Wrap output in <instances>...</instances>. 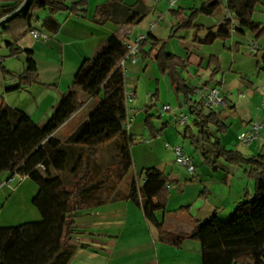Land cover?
<instances>
[{"label": "trees", "instance_id": "obj_1", "mask_svg": "<svg viewBox=\"0 0 264 264\" xmlns=\"http://www.w3.org/2000/svg\"><path fill=\"white\" fill-rule=\"evenodd\" d=\"M25 1L0 0V19L12 16L0 25L1 33L13 38V42L5 43L6 49L10 57H26L25 71L7 92L24 90L33 83L38 72L34 51L17 45L34 31V21L39 18L37 13L49 12L41 28L56 33L61 27L56 19L58 14L86 15L89 6V0H31L15 14ZM124 2L108 0L96 9L94 22L105 25L112 17L113 6ZM223 4V0L203 3L199 9L192 10L184 22H179L177 32L194 31V41L201 45H212L217 40L226 42L234 32L243 35L250 31L256 41L264 37V27L253 20L258 0H245L237 8L229 1L235 26L225 19L216 32L209 29L208 35L200 39L197 35L204 28L195 26V20L200 15L216 16ZM171 14L181 17L185 12ZM143 21L144 17L134 13L126 23L134 26ZM148 45L151 46L149 53L156 52L160 74L168 77L174 93L184 98L193 117L184 139L214 172L224 169L218 164L220 160L233 166H249L251 169L246 171V176L255 183L254 193L245 194L226 222L221 221L215 211L208 220L197 221L192 232L174 233L157 218V213L167 211L171 199L170 187L175 182L169 176L148 167L132 178L127 191L121 192V186L134 168L132 150L136 144L128 131L127 78L120 66L128 47L117 36H112L93 58L86 59L80 66L72 89L45 127H37L25 112L7 105L0 95V187L4 173L28 177L38 187L32 205L42 218L36 223L0 228V264H70L77 251L74 242L80 215L118 201H130L141 209L146 221L157 230L160 243L175 248H181L187 241L200 243L202 264H264V155L246 157L225 148L217 136L226 134L229 126L220 118V113L205 110L198 100L193 103L199 90L189 88L180 74L189 68V62L168 52L167 43L151 34L142 43V51ZM2 63L0 72L6 77L10 73ZM209 65H215V74L220 73L217 59L212 58ZM80 89L98 105L63 143L55 137L56 132L87 104L88 99H83ZM158 101L157 91L152 97L153 106L145 108V127L153 140L160 138L168 127L167 123L159 129L156 126L157 118L152 112ZM109 149L114 152L105 160L104 154Z\"/></svg>", "mask_w": 264, "mask_h": 264}, {"label": "crops", "instance_id": "obj_2", "mask_svg": "<svg viewBox=\"0 0 264 264\" xmlns=\"http://www.w3.org/2000/svg\"><path fill=\"white\" fill-rule=\"evenodd\" d=\"M107 1L89 0L86 15L60 13L56 16L61 24L58 32L53 33L41 28L40 32L45 38L35 39L30 32L31 40L24 38L18 42L17 45L22 49L34 51L38 72L33 83L24 90L7 92V88L18 83V77L26 69V57L19 56L23 58L21 73L11 75L9 71L11 78L2 77L0 80V95L4 97L7 105L25 112L37 127H45L63 97L72 89L77 71L86 59L93 58L112 36H117L122 43L129 44L139 35L146 33L161 42H166L168 52L189 62V68L180 71L189 88L195 92L207 87H219L222 90L227 107L222 109L219 115L229 126L226 134L217 136L223 146L238 151L246 157L264 155V37L256 41L250 31H245L243 35L234 32L231 39L226 42L217 40L212 45H201L194 41V31L177 32L180 21L184 22L192 10L199 9L203 3L210 0H125L123 5L113 6L112 17L105 25H99L93 19L95 11ZM229 1L236 8L245 2V0H223V7L216 16L200 15L194 22L195 26L204 28L197 35L200 39L208 35L209 29L216 32L227 15L234 14L229 7ZM173 11H184L185 14L181 17L173 16L171 14ZM134 13L144 17V21L140 25L129 26L126 22ZM40 16L44 20L49 16V12L40 13ZM253 20L264 27V0H258ZM150 25L155 27L151 30ZM0 34H2L1 26ZM1 37L3 43L13 42L11 35H1ZM254 43L258 45L257 54L252 52ZM150 50L151 46L148 45L137 65H127L125 68L128 76L127 86L135 92L134 101L128 104V131L134 136L136 144L132 150L133 160L136 148L142 149L138 152L140 172L137 175L142 174L145 168L155 167L175 182L170 187L172 195L167 211L157 213L158 220L167 230L174 233L192 232L197 221L208 220L215 211H218L220 220L226 222L235 211L237 204L244 200L245 194L255 191L254 181L246 176V171L251 168L246 165H229L220 160L218 164L224 169L214 172L204 164L201 154L196 153L185 139L183 142L189 144V149L183 147V151L192 159L196 169L195 175H190L185 167L176 163L172 148L182 145L180 138H184L188 126H181L177 123L176 117L184 113L189 116V123L192 122L193 117L184 98L174 93L168 77L160 74L155 61L156 52L149 53ZM212 58L217 59L221 65L218 74L214 73L215 65H209ZM157 91L159 101L152 115L157 118L158 129L165 123L168 127L160 138L153 140L145 127V108L153 106L152 97ZM79 92L83 99H88L81 89ZM193 99L195 103L196 96ZM97 105L96 100L88 99L86 106L57 131L55 137L64 143L77 127L89 118ZM164 107H170L173 113L163 114ZM252 122L262 123L263 129L258 139L250 147H245L240 142L239 135L248 130ZM138 144L141 146L138 147ZM109 157L110 154H104L105 160ZM11 178L14 179L15 176ZM21 180L30 179L24 177ZM10 181L11 179L7 183ZM19 186V189H15L7 200L8 204L24 187H27L26 193L31 201L38 193L35 183ZM201 195H204V198H201ZM125 203L128 209L132 207L140 216L142 213L155 248L162 247L175 253L182 258L184 264H188L192 259L196 264H202L200 243L187 241L181 248L160 243L155 227L146 221L142 210L130 201L110 203L85 211L83 214L101 220L108 216H119V207ZM104 223L107 225L106 222ZM106 225L100 230L102 231L100 233L106 236L104 248L94 247L92 249L96 253L90 254L91 257L102 256L106 264H118L124 258L120 257L122 251L116 244L121 234L124 236L125 231L114 224ZM90 237H95V234H91ZM81 251L77 249L70 264L79 263L80 256H83ZM87 253L84 252V255H90ZM136 264L161 263L156 253V256L148 262L138 260Z\"/></svg>", "mask_w": 264, "mask_h": 264}, {"label": "rangeland", "instance_id": "obj_3", "mask_svg": "<svg viewBox=\"0 0 264 264\" xmlns=\"http://www.w3.org/2000/svg\"><path fill=\"white\" fill-rule=\"evenodd\" d=\"M43 12L45 11L38 12L37 16L41 18L42 16H40V13ZM1 35L5 34H0V58H3L4 56L2 64L7 69H9L8 71L11 72V75H18L22 71L23 58L21 59L18 56L10 57V51L9 49L6 50V46L5 43L2 42ZM24 38L31 40L30 32ZM7 54L8 56H6L5 58V55ZM11 75L9 74L6 77L11 78ZM2 77L3 75L0 72V80ZM180 140V144H182L180 145V147L189 149V144H185L183 142L184 138L181 137ZM140 146L141 145L138 144V147ZM141 150L142 149L140 148H136L134 152L135 165L131 175L121 186V192L127 191V184L130 183L132 178L140 172L138 152ZM110 152L113 153L114 150L109 149L107 150L106 154H110ZM7 175L8 177L5 178V176ZM11 177L12 176L7 173H4L2 175V182L4 179L5 181L0 187V228L16 227L26 223L40 222L42 220L41 215L39 211L32 205V201L30 200V198H28L26 193L27 187H24V189L20 190L21 192H19L18 196L13 198V201H11L9 204L7 203V200L13 194L12 192L15 189H19L20 184H33L30 180L25 181V179L24 181H22V177L20 175H15L14 179ZM9 179H11V181L10 183H7ZM142 183L143 181H141V184ZM126 206L127 205L125 203L124 205H121L119 207V216H108L103 220H101L100 218H95V216L91 217L92 215L83 213L82 215H80L78 219L79 228L77 231V239L74 242L77 249L82 250L81 252L83 253V256L81 255V258H79L78 264H106L102 256L97 255L96 257H91L90 254L96 253L92 248L95 247L103 249L105 246L104 242L106 240V236L100 233L102 232L100 230H102L106 225L104 222H106L107 225L114 224L117 228H121L123 232L125 231L124 236H122L121 234V237L117 240L116 244L119 250L122 251L120 257L124 258V260L118 262V264H136L138 260L142 262L145 260V262H148L150 259L156 256V253L161 264H184L182 258L180 256H177L175 253L169 252L162 247L161 249L155 248L151 233L147 229V223L144 221L142 213L140 216L132 207L128 209ZM91 234H95V237H90ZM84 250L91 252L87 253V251ZM84 252L90 255H84ZM87 258H90L91 260H87ZM188 264H196V262L194 259H192Z\"/></svg>", "mask_w": 264, "mask_h": 264}, {"label": "built area", "instance_id": "obj_4", "mask_svg": "<svg viewBox=\"0 0 264 264\" xmlns=\"http://www.w3.org/2000/svg\"><path fill=\"white\" fill-rule=\"evenodd\" d=\"M31 0H26L25 3L15 12V14L22 11L25 6L30 2ZM234 14H228L226 19H229L233 22V25L235 26L236 23L234 21ZM10 17H5L0 19V25L4 22H6ZM43 20L41 18H38L34 21L33 29L34 31L31 32L33 37L35 39H43L45 38V35L40 32L42 27ZM155 27V25H150V29L152 30ZM148 39V34L144 33L136 37L131 43L126 44L128 47V54L126 57L122 60L120 66L124 69L127 65L136 66L139 62L141 55H142V43L145 42ZM258 51V45L256 43L253 44L252 52L257 54ZM3 62V59L0 58V63ZM126 78H128L126 72H125ZM126 96L128 99V103H131L133 101V98L135 96V92L127 86L126 83ZM197 100L200 102L202 107L205 110L213 111L216 113H220L222 109L227 107L225 96L222 92V90L219 87H207L200 89L196 94ZM163 114L165 113H173V110L170 107H164L163 108ZM177 118V122L181 126H187L189 124V118L184 113L180 114ZM263 129L262 123L252 122L250 124V127L248 130L243 132L239 135V140L245 147H250L252 143L258 139L260 136L261 130ZM172 151L176 158V163L180 166L185 167L190 175H195L196 169L195 165L190 157L185 155L183 148L180 146H176L172 148ZM40 169L44 170L45 168L43 166H40Z\"/></svg>", "mask_w": 264, "mask_h": 264}]
</instances>
